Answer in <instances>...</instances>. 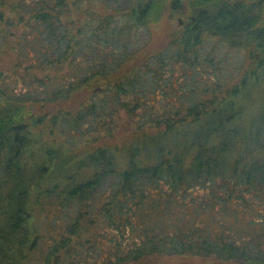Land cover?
<instances>
[{
	"label": "trees",
	"instance_id": "16d2710c",
	"mask_svg": "<svg viewBox=\"0 0 264 264\" xmlns=\"http://www.w3.org/2000/svg\"><path fill=\"white\" fill-rule=\"evenodd\" d=\"M156 256L264 264V0H0V264Z\"/></svg>",
	"mask_w": 264,
	"mask_h": 264
},
{
	"label": "rangeland",
	"instance_id": "374dc122",
	"mask_svg": "<svg viewBox=\"0 0 264 264\" xmlns=\"http://www.w3.org/2000/svg\"><path fill=\"white\" fill-rule=\"evenodd\" d=\"M181 21L177 17L167 18L165 15L162 17L147 33L143 29H135L129 33V37L131 40L136 43H142V41L147 38L149 44L147 49L157 51L161 49L168 37L171 36L172 32L177 31L180 28ZM147 36V37H146ZM150 40V41H149ZM147 42V41H146ZM147 42V43H148ZM211 47H214L216 54L222 55L225 52V57L227 56L228 66L221 67L223 74L230 76V80L227 82L226 86H230L234 82H236L240 76L239 72H235V67L238 63H242L244 59L243 52L239 50H231L228 52L219 47L216 44L211 42ZM210 46L208 48H210ZM9 61V56L6 57L5 62ZM225 61V59H224ZM223 61V62H224ZM4 67V65H3ZM87 94V91H85ZM87 98L84 96V99ZM82 97L76 96L71 102L73 108L79 107L82 105V101L84 100ZM131 118L123 111L118 114V121L116 124V128L109 139H104L105 143L109 144H120L125 140L131 138L135 134V129L131 123ZM140 264H236L233 261H220L216 260L214 257H195V256H156L147 260L140 262Z\"/></svg>",
	"mask_w": 264,
	"mask_h": 264
}]
</instances>
